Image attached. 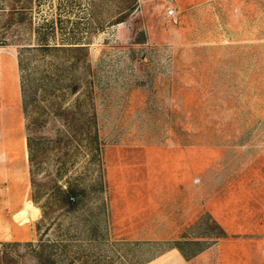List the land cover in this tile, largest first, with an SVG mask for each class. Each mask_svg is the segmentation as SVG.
<instances>
[{
  "label": "rangeland",
  "instance_id": "374dc122",
  "mask_svg": "<svg viewBox=\"0 0 264 264\" xmlns=\"http://www.w3.org/2000/svg\"><path fill=\"white\" fill-rule=\"evenodd\" d=\"M19 1L23 24L0 16V91L31 84L18 129L0 109L13 264H141L222 239L243 261L262 247L264 0ZM37 33L83 47L25 51L22 72L19 43ZM41 242L54 246L38 259Z\"/></svg>",
  "mask_w": 264,
  "mask_h": 264
},
{
  "label": "crops",
  "instance_id": "0c3cea01",
  "mask_svg": "<svg viewBox=\"0 0 264 264\" xmlns=\"http://www.w3.org/2000/svg\"><path fill=\"white\" fill-rule=\"evenodd\" d=\"M11 79L9 81L11 83L10 93L5 94L0 91V109L3 108L4 110L3 121L8 122L9 118V122H11L10 127L7 126L10 123L5 124V131L12 132L21 125V122H19L21 121V92L17 79L14 78L12 79L13 81ZM12 114L16 117V123L14 124L10 118ZM9 143L11 142H6V145L8 146ZM231 242L233 241L217 240L211 245L191 254H185L181 249L171 247L155 254L141 264H264V244L255 250L246 248L245 250H248V253L244 254L243 261H241L237 257L234 248L225 245Z\"/></svg>",
  "mask_w": 264,
  "mask_h": 264
},
{
  "label": "trees",
  "instance_id": "16d2710c",
  "mask_svg": "<svg viewBox=\"0 0 264 264\" xmlns=\"http://www.w3.org/2000/svg\"><path fill=\"white\" fill-rule=\"evenodd\" d=\"M19 0H8L4 6L0 7V16L5 17V21L3 22L2 27H6L7 29L12 25L16 24L17 26L23 24V20L25 19V12H26V6L19 3ZM36 42L31 45L32 43H28L27 45H24L25 43H19L22 44L21 49L19 50V55L17 59L18 67L23 72L27 68L28 62L26 58L23 56V52L25 51H42L43 53H48L51 51H58V50H66L70 49L72 47H83V46H70L67 45L71 42H51V37H48L47 34H41L37 33ZM75 43V42H73ZM0 45H7V39L0 40ZM31 89L30 84V76L26 75L25 79L21 80L20 83V91L22 96V105H23V111L26 110V105L28 104V100L26 98L27 95H29ZM26 112V111H25ZM24 112V113H25ZM26 130L29 131V125L26 126ZM27 148H28V158L29 162L33 164L34 162V156L31 154V138L28 135L27 136ZM66 202L70 207H72L75 204L74 195L70 192H66ZM31 200L35 202V198L31 197ZM13 243L7 242L2 243L0 246L3 247L2 250H0V264H13V259H10L8 257V249L7 247L13 246ZM54 244H43V242L40 243L37 249H35V253L37 254V258L40 259L43 256V253L45 251L46 247H53ZM47 256L51 258L53 256V253L51 250L47 251Z\"/></svg>",
  "mask_w": 264,
  "mask_h": 264
},
{
  "label": "built area",
  "instance_id": "2783aa9c",
  "mask_svg": "<svg viewBox=\"0 0 264 264\" xmlns=\"http://www.w3.org/2000/svg\"><path fill=\"white\" fill-rule=\"evenodd\" d=\"M175 13H176V11H175L174 8H169V9H168V15H169V16H174Z\"/></svg>",
  "mask_w": 264,
  "mask_h": 264
},
{
  "label": "bare ground",
  "instance_id": "6f19581e",
  "mask_svg": "<svg viewBox=\"0 0 264 264\" xmlns=\"http://www.w3.org/2000/svg\"><path fill=\"white\" fill-rule=\"evenodd\" d=\"M25 214L28 215V214H30V213H29V211H26Z\"/></svg>",
  "mask_w": 264,
  "mask_h": 264
}]
</instances>
